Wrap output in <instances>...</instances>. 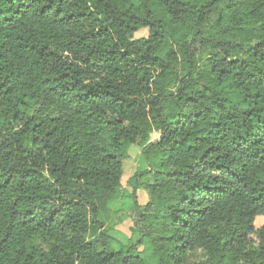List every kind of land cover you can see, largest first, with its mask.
Masks as SVG:
<instances>
[{"label": "trees", "instance_id": "trees-1", "mask_svg": "<svg viewBox=\"0 0 264 264\" xmlns=\"http://www.w3.org/2000/svg\"><path fill=\"white\" fill-rule=\"evenodd\" d=\"M258 217L264 0H0V264H264Z\"/></svg>", "mask_w": 264, "mask_h": 264}, {"label": "rangeland", "instance_id": "rangeland-1", "mask_svg": "<svg viewBox=\"0 0 264 264\" xmlns=\"http://www.w3.org/2000/svg\"><path fill=\"white\" fill-rule=\"evenodd\" d=\"M149 30L141 29L136 33L135 37H147ZM158 133H154L152 140H157ZM129 157L124 163V176L122 179V195L123 197L110 201L101 213L100 221L103 223L102 230L107 232L110 236L114 237L118 241L128 244L130 241L136 242L138 240V228L135 225V211L134 201L140 206H143L148 196L144 189H139L136 192V196H131L133 193V178L136 174L146 171L149 166L142 155V147L139 145H133L130 149ZM153 174L148 173L143 176L145 182L153 181ZM264 224V217L256 218L255 225L261 227ZM199 256L196 255L192 258L195 261Z\"/></svg>", "mask_w": 264, "mask_h": 264}]
</instances>
